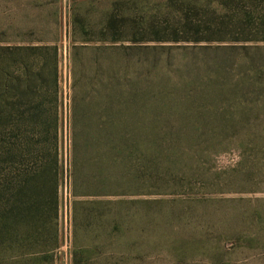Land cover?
I'll use <instances>...</instances> for the list:
<instances>
[{
    "label": "rangeland",
    "instance_id": "obj_1",
    "mask_svg": "<svg viewBox=\"0 0 264 264\" xmlns=\"http://www.w3.org/2000/svg\"><path fill=\"white\" fill-rule=\"evenodd\" d=\"M263 23L264 0H0V64L18 47L58 48L65 245L57 264H72L75 238L90 245L114 231L109 220L127 264H263L250 240L264 235V87L246 85L244 72L264 65V43L230 41L264 38ZM243 44L262 50H200ZM94 76L101 91L117 78L121 108L106 134L131 144L118 194L96 205L74 197L66 138L74 86L82 94ZM87 215H98L93 226Z\"/></svg>",
    "mask_w": 264,
    "mask_h": 264
},
{
    "label": "trees",
    "instance_id": "obj_2",
    "mask_svg": "<svg viewBox=\"0 0 264 264\" xmlns=\"http://www.w3.org/2000/svg\"><path fill=\"white\" fill-rule=\"evenodd\" d=\"M240 26L234 29L239 31ZM262 27L264 32V23ZM207 30L214 32L210 26ZM230 41L264 43V38L238 36ZM239 48L262 50L260 46L245 44L200 50L219 52ZM15 51L18 53L15 60L0 64V264H57L65 245L61 230L65 122L58 48L18 47ZM44 52H50V66L42 64ZM244 74L246 85L264 87V65L246 69ZM117 81L115 76L108 79L107 92L100 90L102 83L96 76L84 81L86 89L82 94L77 87L79 83L74 86L66 134L69 174L75 199L89 198L95 205L102 204L99 199L118 194L116 172L122 164L128 167L129 140L106 134L107 125L114 124L119 106L113 93ZM87 216L93 226L98 215ZM99 216V224L107 226L102 222L106 215ZM109 221L115 230L97 233L93 244L78 245L77 238L74 239L72 264L128 263L124 255L119 256L113 249L111 243L119 226L117 221ZM250 243L262 246L264 264V235L251 239Z\"/></svg>",
    "mask_w": 264,
    "mask_h": 264
}]
</instances>
